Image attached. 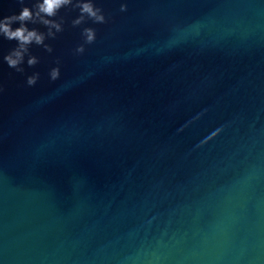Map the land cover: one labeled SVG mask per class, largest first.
<instances>
[{
    "label": "water",
    "instance_id": "water-1",
    "mask_svg": "<svg viewBox=\"0 0 264 264\" xmlns=\"http://www.w3.org/2000/svg\"><path fill=\"white\" fill-rule=\"evenodd\" d=\"M94 3L23 73L0 36V264H264V0Z\"/></svg>",
    "mask_w": 264,
    "mask_h": 264
},
{
    "label": "clouds",
    "instance_id": "clouds-1",
    "mask_svg": "<svg viewBox=\"0 0 264 264\" xmlns=\"http://www.w3.org/2000/svg\"><path fill=\"white\" fill-rule=\"evenodd\" d=\"M17 2L21 5L18 12L0 16V36L16 42L2 59L10 68L19 73L25 71L23 67L25 62L30 67L39 62L38 57L30 52L31 45L42 46L47 52H52V47L45 41L48 38H55L57 33L63 31L64 18L54 19L61 8L78 9L79 14L71 20L73 26H79L86 20H91L95 24L107 23L104 11L94 3V0H34L31 7L26 6L24 0H17ZM120 11H127L126 2H121ZM29 23L42 25L46 31H40L36 27L30 28ZM14 24L18 26L13 27ZM81 35L83 43L76 46L74 50L76 54L83 53L85 45L94 43L97 38L96 29L89 26L82 28ZM59 75L58 66L50 69L49 78L51 80H56ZM38 78L39 73L33 72L26 77V84L32 86Z\"/></svg>",
    "mask_w": 264,
    "mask_h": 264
}]
</instances>
